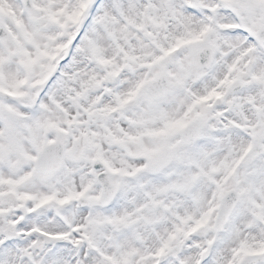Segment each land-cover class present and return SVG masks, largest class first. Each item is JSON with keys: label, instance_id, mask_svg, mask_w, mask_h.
<instances>
[{"label": "snow or ice", "instance_id": "obj_1", "mask_svg": "<svg viewBox=\"0 0 264 264\" xmlns=\"http://www.w3.org/2000/svg\"><path fill=\"white\" fill-rule=\"evenodd\" d=\"M0 264H264V0H0Z\"/></svg>", "mask_w": 264, "mask_h": 264}]
</instances>
